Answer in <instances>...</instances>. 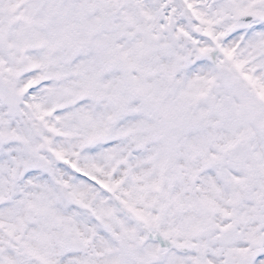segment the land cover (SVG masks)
<instances>
[{
	"label": "snow or ice",
	"instance_id": "1",
	"mask_svg": "<svg viewBox=\"0 0 264 264\" xmlns=\"http://www.w3.org/2000/svg\"><path fill=\"white\" fill-rule=\"evenodd\" d=\"M0 264H264V0H0Z\"/></svg>",
	"mask_w": 264,
	"mask_h": 264
}]
</instances>
